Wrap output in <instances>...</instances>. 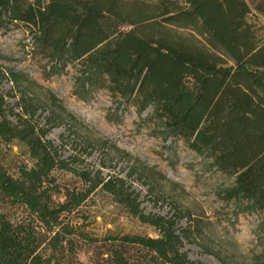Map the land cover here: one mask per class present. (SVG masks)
<instances>
[{
  "label": "trees",
  "instance_id": "16d2710c",
  "mask_svg": "<svg viewBox=\"0 0 264 264\" xmlns=\"http://www.w3.org/2000/svg\"><path fill=\"white\" fill-rule=\"evenodd\" d=\"M219 1L229 41L241 53L233 65L200 39L196 0H0V27H26L38 53L55 67L78 65L76 81L87 89L99 83L138 114L150 108L145 119L154 132L181 141L233 178L221 194L227 202L238 211L264 213V40L250 20L254 12L264 15V0ZM198 67L221 82L196 124L176 107L186 95L192 104L200 98ZM10 81L18 83L13 74ZM38 109L36 100L20 96L10 104L0 93V264H200L181 251L189 235L176 227L175 217L143 214L137 194L119 177L76 172L60 147L45 139L53 111L40 126ZM15 142L30 164L14 160L11 170L4 156H11ZM57 172L77 173L83 185L72 186ZM97 191L110 194L157 236L93 238L82 207ZM84 247L91 253L86 262L77 257Z\"/></svg>",
  "mask_w": 264,
  "mask_h": 264
},
{
  "label": "rangeland",
  "instance_id": "374dc122",
  "mask_svg": "<svg viewBox=\"0 0 264 264\" xmlns=\"http://www.w3.org/2000/svg\"><path fill=\"white\" fill-rule=\"evenodd\" d=\"M196 3L203 19L200 39L221 53L227 65L238 62L241 53L229 41L220 1ZM250 20L264 40V15L254 12ZM77 68L70 64L60 69L43 58L26 27H0V93L10 104L20 96L36 100L39 109L35 118L40 126L53 111V125L45 139L60 147L76 172L87 170L92 175L101 172L103 178L119 177L137 194L143 214L175 217L176 227L189 235V241L182 239L181 251L191 262L264 264V213L238 211L222 197L233 178L215 171L181 141H166L154 132L155 126L145 119L150 108L138 114L99 83L87 89L83 80L76 81ZM11 74L17 78L16 85L10 81ZM194 79L203 84L200 98L192 104L186 95L176 109L198 124L218 92L221 76H208L198 67ZM65 114L73 119H62ZM10 149L11 156L7 154L4 159L11 170L14 160L30 164L21 144L15 142ZM56 175L72 186L83 185L77 173ZM59 200H63L62 195ZM82 210L90 215L86 230L101 242L111 235L157 236L152 226L142 223L108 193L97 191ZM90 254L84 247L77 257L86 262Z\"/></svg>",
  "mask_w": 264,
  "mask_h": 264
}]
</instances>
